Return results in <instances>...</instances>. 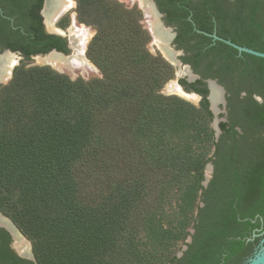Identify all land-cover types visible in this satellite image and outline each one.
<instances>
[{
	"label": "trees",
	"instance_id": "16d2710c",
	"mask_svg": "<svg viewBox=\"0 0 264 264\" xmlns=\"http://www.w3.org/2000/svg\"><path fill=\"white\" fill-rule=\"evenodd\" d=\"M74 1L101 76L19 64L0 86V212L34 255L18 256L0 227V264H235L264 227V58L204 32L264 52V0H163L180 58L200 74L178 80L198 105L161 93L174 69L148 50L140 9ZM41 4L0 0V50L68 51L44 31ZM207 77L226 91L217 137Z\"/></svg>",
	"mask_w": 264,
	"mask_h": 264
},
{
	"label": "water",
	"instance_id": "95a60500",
	"mask_svg": "<svg viewBox=\"0 0 264 264\" xmlns=\"http://www.w3.org/2000/svg\"><path fill=\"white\" fill-rule=\"evenodd\" d=\"M75 2V1H74ZM122 4H128L133 6L150 8L158 51H167L170 55L168 58L164 55L165 59L169 61L175 67V79L174 81L168 80L169 86L166 91L165 88L161 90L163 94H178V93H186L196 99H200V95L195 92H187L184 90L182 85L179 83V78H185L187 81H194L200 78V74L193 71L191 66L188 63H184L180 56L183 55L182 49H176L175 44L173 43V39L176 35L174 28L166 25L160 21V12L157 10L153 0H119ZM67 9H71L68 2L66 0H42L41 7L39 9V14L42 18V24L44 29L48 33H56L62 35L63 33L68 34L69 37V45L70 51L68 53H64L62 51H58L55 48H51L49 51L45 53H37L31 54L29 58H25L22 53L18 50H10L9 48H3L0 50V86L5 85L11 79L13 74V69L15 66L19 64L24 65H49L55 63H63L69 67H73L75 60H82L81 74H84V66L89 67L88 59L85 53L86 46L84 48L83 43H88L90 40V33L86 26L71 22L69 23L68 30L65 31L63 29L55 27V22L58 17H60ZM1 11V7H0ZM143 13L145 14L144 8H142ZM212 37V39L220 40L233 48H235L240 54L241 52H246L255 56H259L264 58V52L259 51L247 46L239 45L227 38H223L217 35L215 32L207 33ZM153 37V36H152ZM16 63V65L11 70V75L9 79H6L4 75V65ZM50 66V65H49ZM51 67V66H50ZM54 69L53 67H51ZM91 68V67H89ZM56 70V69H54ZM58 71V70H57ZM62 73V71H59ZM74 79V77H70ZM206 82V86L208 88L207 99L209 101V108L213 113V129L215 131V136L217 137L220 133V128L218 123L220 120H225L226 113V97H225V88L217 82L215 78L207 77L204 79ZM223 114V115H221ZM212 169V165L208 162L203 170L204 180L202 181L203 185H206L209 178L210 172ZM0 212V227L7 230L10 235V247L11 249L20 257L29 259L34 261V255L32 252L31 242L25 237L17 226L9 219V222L5 218H1ZM193 232V229L190 230ZM23 236L29 243L22 240ZM253 242L251 244V249L244 253L235 264H264V227L258 228V231L254 234H251L248 237L247 241ZM191 241V235H188L181 250L179 251L177 256H181L183 250L186 249V243Z\"/></svg>",
	"mask_w": 264,
	"mask_h": 264
},
{
	"label": "rangeland",
	"instance_id": "374dc122",
	"mask_svg": "<svg viewBox=\"0 0 264 264\" xmlns=\"http://www.w3.org/2000/svg\"><path fill=\"white\" fill-rule=\"evenodd\" d=\"M73 1V4H72V6H70L71 7V9H67L60 17H58L57 19H56V22H55V26L56 27H58V28H60V29H63V30H65V31H67L68 30V26H69V23H70V21L71 22H74V23H77V24H80V25H83V26H86L87 27V29L88 30H90L91 31V34H90V39H91V37L93 36V34L95 33V28L92 26V25H86V24H84V23H81V22H79L78 20H77V15H76V11H75V7H76V5H75V2H74V0H72ZM117 1H119V0H117ZM125 7H127V8H131V7H134V8H136V9H140V11H141V18H140V22H141V24H142V26H143V28L146 30V32L148 33V35H149V39H148V42H147V44H146V46H147V48H148V50L152 53V54H159V55H161L164 59H165V57H164V55H163V53H162V51H158V47H157V45H156V43H155V41L153 40V37H152V34H151V30H149L150 28H149V26H148V19H147V15H146V13H145V15H143V11H142V8L143 7H139V6H133V5H128V4H123ZM87 45V43H85V46ZM87 59H88V61L91 63V64H89V67H91V68H89L86 72H84V74H81V72H72V73H76V74H73V75H71L70 73H68V72H66V71H62V73H64V74H66L67 76H69V77H74V79L75 78H77V77H81V78H83V79H85V80H89V79H91V78H95V77H100L101 76V72H100V70H99V68L87 57ZM166 60V59H165ZM169 62V61H168ZM170 63V62H169ZM171 64V63H170ZM172 65V67H173V69H174V75H173V77L171 78V80H176L175 79V67H174V65L173 64H171ZM25 66H29V65H25ZM43 66H49V65H43ZM16 67V66H15ZM50 67V66H49ZM51 68V67H50ZM55 69V68H54ZM55 71H57V69L55 70ZM59 72V71H58ZM61 73V72H60ZM170 80V81H171ZM9 82V81H8ZM168 82H166L164 85H163V87L161 88V90H163V88H165V86H166V84H167ZM160 90V91H161ZM174 95H177V96H179V97H182V96H180V95H178V94H174ZM182 98H184V97H182ZM185 100H187V101H189V102H191V103H193V104H195V105H198V99L197 100H195V101H190V100H188V99H186V98H184ZM211 125L213 126V119H212V121H211ZM2 213V212H1ZM3 214V213H2ZM4 215V214H3ZM4 216H6V215H4ZM8 217V216H7ZM21 232V231H20ZM26 237V236H25ZM187 238V237H186ZM186 238L184 239V241H182V240H180L179 241V245H176V248H175V250H176V254L178 255V253H179V251L181 250V248H182V246H183V244H184V242H185V240H186Z\"/></svg>",
	"mask_w": 264,
	"mask_h": 264
},
{
	"label": "bare ground",
	"instance_id": "6f19581e",
	"mask_svg": "<svg viewBox=\"0 0 264 264\" xmlns=\"http://www.w3.org/2000/svg\"><path fill=\"white\" fill-rule=\"evenodd\" d=\"M67 2H68V4H69V6H72V4H73V1L72 0H66ZM144 8V10H145V13H146V15H147V19H148V26H149V30H151L150 32H151V34H152V36H153V40L155 41V43H156V45H157V41H156V36H155V31H154V26H153V21H152V16H151V11H150V8H145V7H143ZM56 27V26H55ZM58 28V27H57ZM89 31V33L91 34V31L90 30H88ZM84 44V48H85V43H83ZM158 47V46H157ZM162 53H164V55H166L168 58H170V59H172L171 57H170V55L168 54V52L167 51H162ZM88 64H91L89 61H88ZM16 65V63H11V64H7V65H4V75H5V77H6V79H9V77H10V75H11V70H12V68L14 67ZM51 67H53V68H55V69H57L58 71H66V72H68V73H70L71 75H73V74H76V73H72V72H81V67H82V60H75L74 61V64H73V67L71 68V67H69V66H67V65H65V64H63V63H55V64H49ZM83 67H84V69H85V71L84 72H86L88 69H89V67H87V66H84L83 65ZM171 81H174V80H171ZM170 82V81H169ZM169 82L166 84V86H165V89H166V91L168 90V86H169ZM178 95H180V96H182V97H184V98H186V99H188V100H190V101H195V100H197L196 98H194V97H192V96H190V95H188V94H186V93H178ZM1 218H5V219H7L8 221H9V219L7 218V217H5L3 214H1ZM10 222V221H9ZM11 223V222H10ZM22 237V240L23 241H25V242H27V243H29L23 236H21Z\"/></svg>",
	"mask_w": 264,
	"mask_h": 264
},
{
	"label": "flooded vegetation",
	"instance_id": "af4514ba",
	"mask_svg": "<svg viewBox=\"0 0 264 264\" xmlns=\"http://www.w3.org/2000/svg\"><path fill=\"white\" fill-rule=\"evenodd\" d=\"M154 1V4H155V6H156V8H157V10L160 12V14H161V16H160V21L163 23V21H164V23L166 24V25H168L166 22H165V20H164V13H163V4H162V2H163V0H153ZM143 15H145L144 13H143ZM43 25V24H42ZM169 26H171V27H173L174 28V26H172V25H169ZM43 29H44V27H43ZM44 31L46 32V33H48L45 29H44ZM174 31H175V28H174ZM176 32V31H175ZM63 33H66V32H63ZM62 33V35H59V34H56V33H48V34H53V35H57V36H60L61 38H63L64 40H65V45H66V48H67V52H64V53H68L69 51H70V48L68 47V45H69V37H68V34H63ZM175 38V37H174ZM174 40V39H173ZM176 48V47H175ZM177 49V48H176ZM59 51V50H58ZM237 153H239V151L237 152ZM214 160H215V156H213L212 157V161H210V163H211V165H212V169H211V172H210V178H209V180H208V182H207V184L213 179V177L215 176V163H214ZM234 172H232V177H234V176H236V174H234ZM203 180H204V176H203ZM207 184L206 185H204V186H207ZM232 196H234V195H232ZM242 193H239L238 194V196L235 198L236 199V202H243V201H245V198H246V196L245 195H243L242 197ZM200 204H202V203H200ZM242 210H240V207H239V204L237 203L235 206H234V214H235V218L237 219V220H240V221H242V212H241ZM257 214H255V216H256ZM258 231V228H255V229H253V231L251 232V234H254V233H256ZM242 235H238V236H235V238L237 239V238H241L242 239ZM247 240V239H246Z\"/></svg>",
	"mask_w": 264,
	"mask_h": 264
}]
</instances>
